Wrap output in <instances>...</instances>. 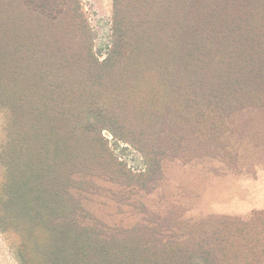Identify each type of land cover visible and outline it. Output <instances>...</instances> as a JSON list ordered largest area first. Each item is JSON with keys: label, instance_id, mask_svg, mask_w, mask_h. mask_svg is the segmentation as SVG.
Masks as SVG:
<instances>
[{"label": "trees", "instance_id": "trees-1", "mask_svg": "<svg viewBox=\"0 0 264 264\" xmlns=\"http://www.w3.org/2000/svg\"><path fill=\"white\" fill-rule=\"evenodd\" d=\"M113 6L112 42L100 61L78 0H0L6 111L0 225L13 204L59 198L62 177L73 173L146 187L162 177L164 158L203 150L188 145L196 119L201 135L209 115L218 128L236 107L261 99L264 0H113ZM104 131L137 152L144 168H128ZM215 219L225 231L201 227L198 240L192 234L177 244L186 251L178 264H224L230 259L221 237L245 239L249 222L262 239L263 213L207 221ZM253 253L263 258L262 243ZM146 257L151 264L159 259Z\"/></svg>", "mask_w": 264, "mask_h": 264}, {"label": "rangeland", "instance_id": "rangeland-1", "mask_svg": "<svg viewBox=\"0 0 264 264\" xmlns=\"http://www.w3.org/2000/svg\"><path fill=\"white\" fill-rule=\"evenodd\" d=\"M78 2L101 61L112 42L113 0ZM258 96L261 99L236 107L218 128L209 115L201 135L196 123L201 121L196 119L188 145L190 150H203L164 158L162 177L146 187L73 173L62 177L64 190L56 200L13 204L7 208L9 218L0 225V264H100V256L102 264L134 260L151 264L145 261L150 253H157L155 264H178L177 255L186 251L177 244L189 241L192 234V240H198L196 231L201 227L225 231L219 221L208 223V218L248 221L254 213L264 214V93ZM5 122L6 111L0 105V147ZM103 137L128 168L134 172L144 168L137 152L117 145L107 131ZM4 200L0 165V215ZM255 230L256 223L249 222L245 239L221 237L230 259L224 264H264V256L257 261L253 253L255 245L264 246V233L258 241Z\"/></svg>", "mask_w": 264, "mask_h": 264}]
</instances>
